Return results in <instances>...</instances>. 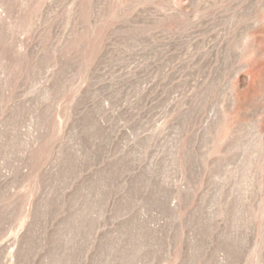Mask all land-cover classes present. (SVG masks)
I'll use <instances>...</instances> for the list:
<instances>
[{"label": "rangeland", "instance_id": "1", "mask_svg": "<svg viewBox=\"0 0 264 264\" xmlns=\"http://www.w3.org/2000/svg\"><path fill=\"white\" fill-rule=\"evenodd\" d=\"M0 264H264V0H0Z\"/></svg>", "mask_w": 264, "mask_h": 264}]
</instances>
